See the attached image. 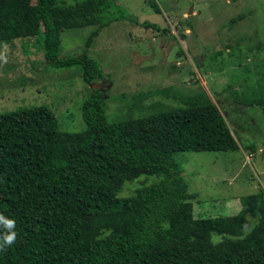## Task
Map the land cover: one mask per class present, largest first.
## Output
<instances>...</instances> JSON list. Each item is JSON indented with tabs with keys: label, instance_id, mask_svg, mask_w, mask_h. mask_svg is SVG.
I'll return each mask as SVG.
<instances>
[{
	"label": "trees",
	"instance_id": "trees-1",
	"mask_svg": "<svg viewBox=\"0 0 264 264\" xmlns=\"http://www.w3.org/2000/svg\"><path fill=\"white\" fill-rule=\"evenodd\" d=\"M115 20L140 23L115 0H0V46L43 34L48 63L79 66L92 85L103 67L87 55L60 57L62 34L96 27L91 44ZM183 102L111 122L103 90L90 89L80 132L61 130L46 105L0 113V214L15 220L17 233L0 264H264L263 189L240 197L235 215L195 216L196 195L175 155L241 145L215 103ZM250 105L264 113V91ZM143 175L159 180L125 186ZM127 188L135 191L125 196Z\"/></svg>",
	"mask_w": 264,
	"mask_h": 264
},
{
	"label": "rangeland",
	"instance_id": "rangeland-1",
	"mask_svg": "<svg viewBox=\"0 0 264 264\" xmlns=\"http://www.w3.org/2000/svg\"><path fill=\"white\" fill-rule=\"evenodd\" d=\"M74 3L76 0H60ZM147 1L156 2L155 12ZM138 22L115 20L94 38L93 26L64 31L60 57L87 55L103 67L92 85L79 66L56 68L45 57L43 34L0 46V113L46 105L61 130H85L90 89L103 90L109 121L210 100L229 121L241 150L179 152L175 159L196 217L232 216L240 197L264 190V113L250 105L264 91V0H115ZM150 21L160 31L142 23ZM163 33L162 31H165ZM251 148L255 150H251ZM154 183L159 177L143 175ZM135 190L127 188V196ZM255 226L251 219L244 235ZM214 241L220 240L214 235Z\"/></svg>",
	"mask_w": 264,
	"mask_h": 264
},
{
	"label": "clouds",
	"instance_id": "clouds-1",
	"mask_svg": "<svg viewBox=\"0 0 264 264\" xmlns=\"http://www.w3.org/2000/svg\"><path fill=\"white\" fill-rule=\"evenodd\" d=\"M15 227L16 222L14 219L0 214V251L15 243L17 239Z\"/></svg>",
	"mask_w": 264,
	"mask_h": 264
}]
</instances>
